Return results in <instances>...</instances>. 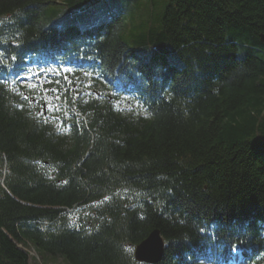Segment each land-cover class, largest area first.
Masks as SVG:
<instances>
[{
  "label": "trees",
  "instance_id": "1",
  "mask_svg": "<svg viewBox=\"0 0 264 264\" xmlns=\"http://www.w3.org/2000/svg\"><path fill=\"white\" fill-rule=\"evenodd\" d=\"M158 11L0 0V264H264V0Z\"/></svg>",
  "mask_w": 264,
  "mask_h": 264
},
{
  "label": "water",
  "instance_id": "2",
  "mask_svg": "<svg viewBox=\"0 0 264 264\" xmlns=\"http://www.w3.org/2000/svg\"><path fill=\"white\" fill-rule=\"evenodd\" d=\"M264 44V36H261ZM165 250V242L159 231H154L135 249V259L142 264H157L161 261Z\"/></svg>",
  "mask_w": 264,
  "mask_h": 264
},
{
  "label": "rangeland",
  "instance_id": "3",
  "mask_svg": "<svg viewBox=\"0 0 264 264\" xmlns=\"http://www.w3.org/2000/svg\"><path fill=\"white\" fill-rule=\"evenodd\" d=\"M164 3H165V0H159V11H158L159 13L160 11H162ZM28 252L30 253V256L32 257L33 264H67L61 258H56V257L45 255V254H42V255L40 254L41 258H39L32 248L28 249Z\"/></svg>",
  "mask_w": 264,
  "mask_h": 264
}]
</instances>
